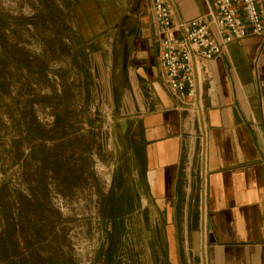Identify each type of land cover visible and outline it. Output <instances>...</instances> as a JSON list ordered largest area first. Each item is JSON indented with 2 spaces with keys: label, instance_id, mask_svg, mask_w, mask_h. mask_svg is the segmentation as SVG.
<instances>
[{
  "label": "rangeland",
  "instance_id": "obj_1",
  "mask_svg": "<svg viewBox=\"0 0 264 264\" xmlns=\"http://www.w3.org/2000/svg\"><path fill=\"white\" fill-rule=\"evenodd\" d=\"M110 2L0 0V264H169L165 228L140 207L142 132L121 109L128 19ZM199 229L183 264H202Z\"/></svg>",
  "mask_w": 264,
  "mask_h": 264
},
{
  "label": "crops",
  "instance_id": "obj_2",
  "mask_svg": "<svg viewBox=\"0 0 264 264\" xmlns=\"http://www.w3.org/2000/svg\"><path fill=\"white\" fill-rule=\"evenodd\" d=\"M151 1L112 0L106 10L112 19H128L123 50L129 93L121 109L142 132L140 207L149 212V225L165 228L161 238L169 264H183L191 255L192 228L200 227L202 211L203 264H264V37L232 44L208 68L201 86L203 115L193 124L156 77L159 37ZM172 2L179 21L208 11L207 0ZM183 227L191 233H180Z\"/></svg>",
  "mask_w": 264,
  "mask_h": 264
},
{
  "label": "built area",
  "instance_id": "obj_3",
  "mask_svg": "<svg viewBox=\"0 0 264 264\" xmlns=\"http://www.w3.org/2000/svg\"><path fill=\"white\" fill-rule=\"evenodd\" d=\"M207 6V13L190 21L175 19L172 0H152L149 10L159 37L156 77L193 124L203 115L201 86L208 68L232 44L248 36L264 37V0H207ZM201 220L203 245V211Z\"/></svg>",
  "mask_w": 264,
  "mask_h": 264
},
{
  "label": "trees",
  "instance_id": "obj_4",
  "mask_svg": "<svg viewBox=\"0 0 264 264\" xmlns=\"http://www.w3.org/2000/svg\"><path fill=\"white\" fill-rule=\"evenodd\" d=\"M9 228L6 230V235H7V241L11 240V236L13 235V232H14V227L13 225L11 224H8ZM7 226V227H8ZM5 254V253H4ZM23 264V263H22ZM51 264H54V263H51Z\"/></svg>",
  "mask_w": 264,
  "mask_h": 264
}]
</instances>
